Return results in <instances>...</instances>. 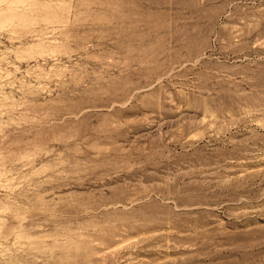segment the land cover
Returning <instances> with one entry per match:
<instances>
[{"label":"rangeland","instance_id":"rangeland-1","mask_svg":"<svg viewBox=\"0 0 264 264\" xmlns=\"http://www.w3.org/2000/svg\"><path fill=\"white\" fill-rule=\"evenodd\" d=\"M0 264H264V0H0Z\"/></svg>","mask_w":264,"mask_h":264}]
</instances>
